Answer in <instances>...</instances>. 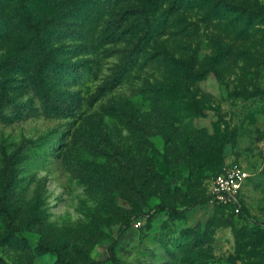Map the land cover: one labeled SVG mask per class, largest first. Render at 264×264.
Here are the masks:
<instances>
[{
	"label": "rangeland",
	"instance_id": "1",
	"mask_svg": "<svg viewBox=\"0 0 264 264\" xmlns=\"http://www.w3.org/2000/svg\"><path fill=\"white\" fill-rule=\"evenodd\" d=\"M256 7L0 0V264H264ZM225 168L247 173L239 214L209 195Z\"/></svg>",
	"mask_w": 264,
	"mask_h": 264
},
{
	"label": "trees",
	"instance_id": "2",
	"mask_svg": "<svg viewBox=\"0 0 264 264\" xmlns=\"http://www.w3.org/2000/svg\"><path fill=\"white\" fill-rule=\"evenodd\" d=\"M93 1V0H92ZM110 2V0H107ZM192 1L194 0H173L174 3H178V5L180 4H188V3H191ZM206 1V0H203V2ZM153 4V2L151 3ZM218 6L217 4H215V6L211 9V12L212 13H215V15H218ZM244 10H247L249 12H254V13H260V12H264V7H256V8H253V9H248V8H244ZM126 13V12H125ZM150 34V29H146V32H145V35L143 36V41L144 42H147L148 40V36ZM141 39V38H139ZM59 51V47L55 48L54 47H50L49 51L48 52H43V55H44V58L42 60V63L41 65H44L46 68L51 65L54 69H55V52H58ZM170 68V71H171V75H172V79H176L177 76L180 75V77H183L184 79H188L190 78V75H191V71L190 70H187V68H185L182 63H178L177 65H173L171 63V66H169ZM215 175V174H214ZM207 199V196H200V197H193L190 204H189V208H194L198 205H200L201 203H203L205 200ZM158 210L159 211H168L170 213H182V211L184 210H179V209H176L175 207L173 206H170V205H161L159 204L158 206ZM243 206L241 208V211L243 210ZM0 211L2 213H4L7 217L10 218L11 216V213L9 212V210L5 207V205L3 203L0 202ZM120 219H121V226L118 230V236L120 234H122V232L125 230V228L128 226V219H127V216L126 215H121L120 216ZM115 245H116V238H114L110 245H109V254H110V259H113L114 260V248H115ZM39 248L42 250V251H45V252H48V251H52L53 249L52 248H49V247H43V246H39ZM59 261H63L62 259L58 258Z\"/></svg>",
	"mask_w": 264,
	"mask_h": 264
},
{
	"label": "built area",
	"instance_id": "3",
	"mask_svg": "<svg viewBox=\"0 0 264 264\" xmlns=\"http://www.w3.org/2000/svg\"><path fill=\"white\" fill-rule=\"evenodd\" d=\"M247 180V173L239 168H225L217 172L211 180L209 195L236 214L242 208V189Z\"/></svg>",
	"mask_w": 264,
	"mask_h": 264
}]
</instances>
